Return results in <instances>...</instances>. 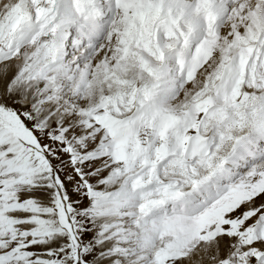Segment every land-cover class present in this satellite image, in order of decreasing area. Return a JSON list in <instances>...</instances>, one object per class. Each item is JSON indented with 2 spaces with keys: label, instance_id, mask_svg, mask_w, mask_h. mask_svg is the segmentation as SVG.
<instances>
[{
  "label": "snow or ice",
  "instance_id": "6c2138e0",
  "mask_svg": "<svg viewBox=\"0 0 264 264\" xmlns=\"http://www.w3.org/2000/svg\"><path fill=\"white\" fill-rule=\"evenodd\" d=\"M0 264H264V0H0Z\"/></svg>",
  "mask_w": 264,
  "mask_h": 264
}]
</instances>
